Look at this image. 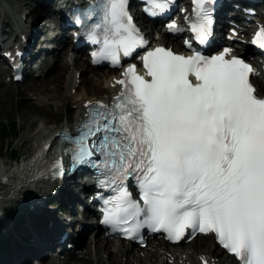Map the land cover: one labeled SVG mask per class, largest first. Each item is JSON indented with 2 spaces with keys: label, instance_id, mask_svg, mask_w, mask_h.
Instances as JSON below:
<instances>
[{
  "label": "snow or ice",
  "instance_id": "1",
  "mask_svg": "<svg viewBox=\"0 0 264 264\" xmlns=\"http://www.w3.org/2000/svg\"><path fill=\"white\" fill-rule=\"evenodd\" d=\"M146 4L155 14L171 0ZM193 9L191 28L203 42L213 19L208 0H193ZM72 15L101 45L95 59L119 64L121 52L130 56L147 43L128 0H92ZM175 27L173 21L169 28ZM255 43L264 48V29ZM229 52L182 55L163 46L145 52L150 78L130 64L114 102L90 105L76 135L64 138L72 166L96 167L115 192L104 200L106 224L130 237L144 226L172 240L189 228L214 233L240 264H264V97L250 82L252 66ZM129 177L140 200L125 183Z\"/></svg>",
  "mask_w": 264,
  "mask_h": 264
},
{
  "label": "bare ground",
  "instance_id": "2",
  "mask_svg": "<svg viewBox=\"0 0 264 264\" xmlns=\"http://www.w3.org/2000/svg\"><path fill=\"white\" fill-rule=\"evenodd\" d=\"M49 20L50 19L48 18H44L43 24L47 25ZM4 22L5 20H3L1 23ZM22 34L27 36V29L20 33V35ZM161 37L162 39L160 41L164 42L165 36L162 35ZM89 46H93V44H89ZM49 52H52V50H49ZM41 62L42 65L47 64L48 57H44ZM51 68H56L53 75L45 77L41 80L32 81L29 85L25 86L27 92L33 91L32 96L42 94L44 96L43 98H45L41 99L40 105L28 103L27 106L40 113L41 116H45L46 113L44 111L46 106L50 105V101L54 100L57 103V107L60 108L63 105H68L70 101L73 100L72 106L74 110H68L66 121L57 126V128L60 129L67 128L69 125H72L73 127V125L77 122L78 115L82 113V107L86 102L104 98L111 99V96L118 90L117 87L112 86L111 77L102 74V71L91 68L89 66L88 60L78 61V56L75 54V52L70 55L66 49H64L59 54L58 59L51 65ZM1 71L2 69L0 67V73ZM89 71H92V74H88ZM43 72L44 71L41 70L39 75L43 74ZM77 72H79L80 75V84L76 83ZM9 86L10 85L0 86V91L8 88ZM72 90H75V95H71ZM80 90H83V92L79 93L78 91ZM17 95H23V92H17ZM36 97L38 99V96ZM58 108H55L56 112H58ZM26 116H31L30 119L32 120L27 126V134L25 132L26 135L24 134L25 136H23L21 140H23V143L25 144L34 142L33 146L35 148H39L38 150L42 153L41 143L47 139L48 130L46 127H43L38 123L36 116L30 114L27 111L20 112L18 117L21 120H25ZM46 118L48 119L49 117L46 115ZM56 145V143H53L50 149L55 148ZM49 151L48 153H50ZM13 159L17 160L18 157L14 156L10 158V160L14 163L15 160ZM6 164V162L0 163V167L3 168L4 165L6 168ZM32 164L40 171L46 172L42 160H32ZM26 167L27 163L26 161H23L18 167H16L15 170L11 171L9 168L3 175L2 172L4 170L0 169V210H2L4 206L15 207L19 206L20 204L26 206L28 209L41 208L39 204L34 202L35 200H33V196L31 194H25L22 197V195L25 193V190L27 191V187L31 185L30 183H27V181L23 180H26V178H28L34 171V167H30L29 170L24 171ZM23 172L25 177L22 178ZM17 211L18 210L16 209L13 212ZM3 219L6 221L7 214L5 218L3 217ZM75 220H78V218H75ZM6 225L8 227L10 223L6 221ZM44 226L46 227V225ZM89 230L91 231V235L86 236V233ZM99 230V226L90 225L86 226L81 233L72 231L73 233L69 235L70 238L79 239V243L80 245L83 244V247H81V251L78 255L72 256L70 260L62 264H155V262L161 264L164 260L167 261L168 259L172 258V256L174 257L175 261L184 258L186 262L189 261L191 264H200L197 252L209 255L211 254L209 248L213 246L210 241V246L205 248L202 246L204 242L201 240L193 242L191 247L187 246L189 248H187L186 251H179L181 248L179 246L180 244L175 246L174 249H172L173 247H170L172 250H167V246H164L166 245L165 242H162V240L154 241L152 245H150V247L145 250L147 251L145 256L141 257L135 252H130L129 247L125 245L123 241H111L109 238L99 236ZM37 242V248H40L42 244L46 243V241H40L39 239ZM177 251L178 254H176ZM167 252H170V255H168ZM13 256H16V254ZM50 256V258L59 259L57 255ZM226 261H230V264H235V262L232 263V260L229 257L226 259ZM21 262L22 259L16 261L15 264H21ZM41 262H44V260L40 261V264H60L55 260H48L44 263Z\"/></svg>",
  "mask_w": 264,
  "mask_h": 264
},
{
  "label": "rangeland",
  "instance_id": "3",
  "mask_svg": "<svg viewBox=\"0 0 264 264\" xmlns=\"http://www.w3.org/2000/svg\"><path fill=\"white\" fill-rule=\"evenodd\" d=\"M25 5V6H24ZM36 10V4L34 1H29L25 2L24 0H0V22L2 20H11L15 19L19 14H21L23 11H28L31 14V18L33 17V13H35ZM80 58V57H79ZM80 61H84V59H80ZM56 68H54L55 72ZM54 72L49 73L45 77H49L53 75ZM77 72L76 74V82L77 84L79 83L80 80V75ZM44 79V75L41 77H38L36 80H41ZM9 83V84H7ZM28 83H22V84H17V83H10L8 82V78L6 75L0 73V86L2 85H10L8 88L1 90L0 91V126L4 123L7 122L8 116H11L14 118V121L17 123V130L18 134L17 136L9 137L8 139H4L0 145H5L6 148L4 149L5 153L4 156L0 158V163L6 162V170L10 168V170H13L16 166H19L20 163L25 161V159H28L31 154L35 151V147L33 146L34 142L31 143H23V140L21 138L27 134L28 131V124L32 120L30 119L31 116H26L25 120L19 119V113L22 111H27L30 114L36 116V119L38 120V123L41 124L43 127H46L45 125L51 126H56L61 124L62 122H65L68 110L73 111L74 108L72 106L73 100L70 101L68 105H63L60 108L57 107V103L53 100L50 101V105L46 106L45 108V116H41L40 113L34 111L31 107H28V103H32L34 105H40L41 99L44 96L41 94H37L38 99L36 96L33 95L32 92H27V89H25V86L28 85ZM17 92H23V95H17ZM79 93L83 92V90L78 91ZM75 90L71 91V95H75ZM32 96V97H31ZM42 97V98H41ZM44 108V107H43ZM58 108V112H56V109ZM56 112V113H55ZM46 115L49 117L48 119L46 118ZM27 128V129H26ZM47 128V127H46ZM26 132V134H25ZM25 134V135H24ZM10 143V144H8ZM27 150V152H26ZM18 155V159L16 160V163H13L10 158ZM12 156V157H11ZM15 160V159H13ZM4 166V165H3ZM27 187V186H25ZM35 190V191H34ZM40 190L39 186L36 185H30L27 187V191L25 190V193L22 195V197L25 194H31L33 195L35 192H38ZM39 193V192H38ZM34 198V197H33ZM42 199V198H41ZM22 209L26 210L27 207L23 205H19ZM14 210V209H13ZM33 212L35 214L39 213V210L34 209ZM32 213V212H31ZM15 214V213H12ZM25 213H21L19 215L18 220L21 221L24 218ZM80 218L85 219V216H79ZM17 220L18 223H20ZM32 226V223H29L26 227L30 229ZM28 234L30 233L27 231ZM91 231L87 233V235H90ZM99 236H101V233H98ZM103 237V236H101ZM116 240V239H114ZM187 245H183L182 250L186 249ZM130 252H135V253H142L141 251L130 249ZM145 252V251H144ZM12 253V250L10 249L9 254ZM2 258V257H1ZM0 258V259H1Z\"/></svg>",
  "mask_w": 264,
  "mask_h": 264
},
{
  "label": "trees",
  "instance_id": "4",
  "mask_svg": "<svg viewBox=\"0 0 264 264\" xmlns=\"http://www.w3.org/2000/svg\"><path fill=\"white\" fill-rule=\"evenodd\" d=\"M7 119H8L7 122L0 126V143H2V141L4 139L6 140L9 137L17 136V134H18L17 133L18 132L17 123H16V121H14V118H12L11 116H8ZM8 144H10V143H8ZM5 145H3V147H2V145H0V158L4 156V153H5L4 149L6 148ZM6 150H7V148H6ZM16 157H18V155H16ZM52 201H54V199ZM7 215L11 218L16 217L15 214H12L10 212L7 213ZM6 242H8V238L3 239V240L0 239V248L4 247Z\"/></svg>",
  "mask_w": 264,
  "mask_h": 264
},
{
  "label": "water",
  "instance_id": "5",
  "mask_svg": "<svg viewBox=\"0 0 264 264\" xmlns=\"http://www.w3.org/2000/svg\"><path fill=\"white\" fill-rule=\"evenodd\" d=\"M15 163V162H14ZM17 167V166H16ZM16 167L13 169V170H15L16 169ZM1 168V167H0ZM3 170H5L6 171V168L3 166V168H2ZM13 170H11V171H13Z\"/></svg>",
  "mask_w": 264,
  "mask_h": 264
}]
</instances>
